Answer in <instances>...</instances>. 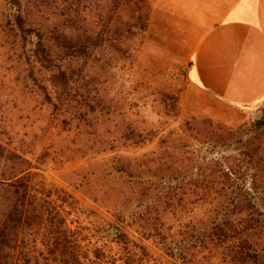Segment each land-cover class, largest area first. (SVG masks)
<instances>
[{"label":"rangeland","instance_id":"374dc122","mask_svg":"<svg viewBox=\"0 0 264 264\" xmlns=\"http://www.w3.org/2000/svg\"><path fill=\"white\" fill-rule=\"evenodd\" d=\"M156 3L28 0L43 46L0 45L5 264L264 263V101L192 89L200 7Z\"/></svg>","mask_w":264,"mask_h":264},{"label":"crops","instance_id":"0c3cea01","mask_svg":"<svg viewBox=\"0 0 264 264\" xmlns=\"http://www.w3.org/2000/svg\"><path fill=\"white\" fill-rule=\"evenodd\" d=\"M191 4L204 23L190 55L189 86L231 108L264 101V0H157L156 8L177 14V5ZM186 14L182 7L189 21Z\"/></svg>","mask_w":264,"mask_h":264},{"label":"trees","instance_id":"16d2710c","mask_svg":"<svg viewBox=\"0 0 264 264\" xmlns=\"http://www.w3.org/2000/svg\"><path fill=\"white\" fill-rule=\"evenodd\" d=\"M28 0H9L3 10L0 20V38L2 47L18 46L24 50L29 45H33L31 39L36 37L39 40V45L43 46L42 36L45 31L43 26L34 25L29 17L26 2ZM217 194V192H214ZM23 216L19 210H14L8 215L6 221L0 226V264H5L4 261L11 258L16 243L15 239L7 242L6 237L14 236L17 230L22 225ZM264 264V263H260Z\"/></svg>","mask_w":264,"mask_h":264}]
</instances>
